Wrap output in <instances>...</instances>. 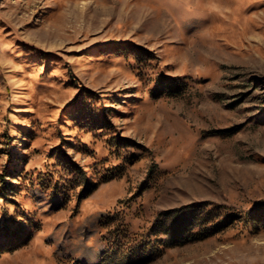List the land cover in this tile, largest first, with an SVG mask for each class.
<instances>
[{
	"label": "rangeland",
	"instance_id": "obj_1",
	"mask_svg": "<svg viewBox=\"0 0 264 264\" xmlns=\"http://www.w3.org/2000/svg\"><path fill=\"white\" fill-rule=\"evenodd\" d=\"M0 264H264V0H0Z\"/></svg>",
	"mask_w": 264,
	"mask_h": 264
}]
</instances>
